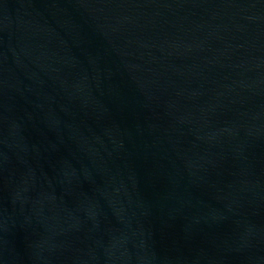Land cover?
<instances>
[{
  "label": "water",
  "instance_id": "obj_1",
  "mask_svg": "<svg viewBox=\"0 0 264 264\" xmlns=\"http://www.w3.org/2000/svg\"><path fill=\"white\" fill-rule=\"evenodd\" d=\"M0 264H264V0H0Z\"/></svg>",
  "mask_w": 264,
  "mask_h": 264
}]
</instances>
